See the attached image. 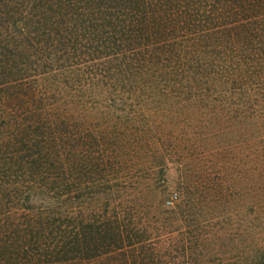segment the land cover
I'll return each mask as SVG.
<instances>
[{
  "label": "trees",
  "instance_id": "1",
  "mask_svg": "<svg viewBox=\"0 0 264 264\" xmlns=\"http://www.w3.org/2000/svg\"><path fill=\"white\" fill-rule=\"evenodd\" d=\"M204 114L255 126L264 178V0H0V264H264V212L234 251L149 237L156 169L131 150ZM105 185L143 203L85 211Z\"/></svg>",
  "mask_w": 264,
  "mask_h": 264
},
{
  "label": "rangeland",
  "instance_id": "2",
  "mask_svg": "<svg viewBox=\"0 0 264 264\" xmlns=\"http://www.w3.org/2000/svg\"><path fill=\"white\" fill-rule=\"evenodd\" d=\"M152 104H148V107H152ZM174 106L181 108L172 103L160 104L162 108ZM191 108H185L187 115L181 116H193L195 109ZM203 116V122L208 128L200 130L198 134L188 130L186 133L180 130L169 133L171 129L183 125L173 120L166 124L163 135L154 134L151 138L153 147L144 142L140 148L131 150L136 151L137 158L143 162L140 161L139 165L144 167L152 164L156 169L152 174L156 195H149V202H156V205L150 208L144 204L142 208H145L144 215L152 226L151 238L165 239L170 232L177 235L178 230L180 237L199 235L206 252L218 249L234 251L240 249L244 242L247 245L255 243L260 224L258 213L264 212V206L257 208L255 205L256 199L261 197V191L257 188L264 186V178L258 171L255 159L256 151L259 150L257 129L247 123L241 127L237 124L235 130H231L223 120L219 122V129L215 119L207 114ZM198 120L195 117L189 122L194 126ZM194 184L199 186L198 190ZM105 186L95 195L87 193L88 190L83 191L81 198L85 211L90 210L96 200L104 206L106 198L110 199L113 208H118L120 202H127L133 207L142 202L133 187L124 192L120 188ZM206 186L208 189L202 191ZM92 197L94 200L89 199ZM188 197H199L201 205L197 213L184 206L178 210L182 198Z\"/></svg>",
  "mask_w": 264,
  "mask_h": 264
},
{
  "label": "built area",
  "instance_id": "3",
  "mask_svg": "<svg viewBox=\"0 0 264 264\" xmlns=\"http://www.w3.org/2000/svg\"><path fill=\"white\" fill-rule=\"evenodd\" d=\"M170 202V201H169Z\"/></svg>",
  "mask_w": 264,
  "mask_h": 264
}]
</instances>
